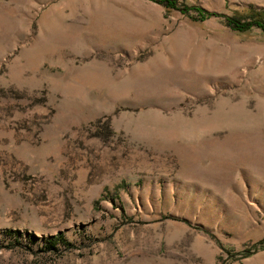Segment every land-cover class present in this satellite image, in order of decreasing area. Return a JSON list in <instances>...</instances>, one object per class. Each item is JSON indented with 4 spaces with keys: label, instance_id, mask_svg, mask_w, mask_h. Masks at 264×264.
<instances>
[{
    "label": "rangeland",
    "instance_id": "374dc122",
    "mask_svg": "<svg viewBox=\"0 0 264 264\" xmlns=\"http://www.w3.org/2000/svg\"><path fill=\"white\" fill-rule=\"evenodd\" d=\"M176 2L0 0V264H264V0Z\"/></svg>",
    "mask_w": 264,
    "mask_h": 264
},
{
    "label": "trees",
    "instance_id": "16d2710c",
    "mask_svg": "<svg viewBox=\"0 0 264 264\" xmlns=\"http://www.w3.org/2000/svg\"><path fill=\"white\" fill-rule=\"evenodd\" d=\"M160 3H161V5L164 6V8H174L175 9L176 5H177L176 0H160ZM187 9L188 8H185L184 13H187V11H186ZM261 15H263V14H261ZM261 17H263V16H261ZM255 24L257 25L258 28H260L264 32V26H263L264 22L262 20H255ZM234 26H236V25H234ZM238 28H240L239 31H241V30H245L247 27H246V25H239ZM59 237L60 236H58L56 239L64 242V240L59 238ZM50 243L52 244V242H50Z\"/></svg>",
    "mask_w": 264,
    "mask_h": 264
}]
</instances>
